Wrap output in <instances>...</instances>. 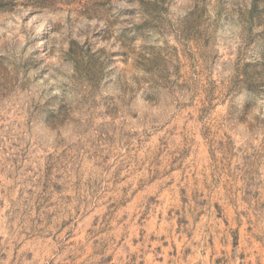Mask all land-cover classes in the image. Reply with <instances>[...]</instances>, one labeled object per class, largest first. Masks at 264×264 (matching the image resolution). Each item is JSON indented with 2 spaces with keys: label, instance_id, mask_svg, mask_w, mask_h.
I'll return each instance as SVG.
<instances>
[{
  "label": "rangeland",
  "instance_id": "374dc122",
  "mask_svg": "<svg viewBox=\"0 0 264 264\" xmlns=\"http://www.w3.org/2000/svg\"><path fill=\"white\" fill-rule=\"evenodd\" d=\"M0 264H264V0H0Z\"/></svg>",
  "mask_w": 264,
  "mask_h": 264
}]
</instances>
